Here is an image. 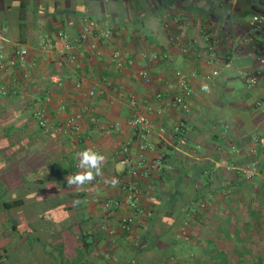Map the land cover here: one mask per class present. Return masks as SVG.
Masks as SVG:
<instances>
[{
  "label": "crops",
  "instance_id": "0c3cea01",
  "mask_svg": "<svg viewBox=\"0 0 264 264\" xmlns=\"http://www.w3.org/2000/svg\"><path fill=\"white\" fill-rule=\"evenodd\" d=\"M86 26L113 35L82 44ZM61 32L72 36L77 65L65 59ZM19 47L29 55L0 69V85L11 88L0 110L33 96L35 84L36 116L50 130L30 139L23 158L0 150V264H264V0H0V63ZM177 71L194 91L185 113L171 102ZM132 97L154 125L142 157ZM71 119L80 131L66 126ZM89 148L105 157L101 175L67 185ZM126 155L144 164L143 214L127 234L109 235L101 225L134 215ZM12 201L23 204L6 210ZM108 201L121 204L107 210Z\"/></svg>",
  "mask_w": 264,
  "mask_h": 264
},
{
  "label": "built area",
  "instance_id": "2783aa9c",
  "mask_svg": "<svg viewBox=\"0 0 264 264\" xmlns=\"http://www.w3.org/2000/svg\"><path fill=\"white\" fill-rule=\"evenodd\" d=\"M262 20L260 19V17L255 16L253 21H252V25L253 27H257L259 28L262 24ZM165 27L168 29L169 25L168 23H165ZM112 33L111 31H102L98 34H96L93 29L90 26H86L83 30V32L81 33L80 37H79V41L83 44L86 43L92 39H110L112 37ZM59 38L61 40H63L66 45H65V59L66 61H68L69 63L73 64V65H77V62L79 60V55L78 52L75 50V47L72 45L71 41H72V36L68 33H59ZM207 39H210V37L207 36ZM41 49L44 52H49L53 49V43L51 40H43L41 42ZM29 55V50L25 47H19L17 49H13L12 53L10 52V55H8L6 61L1 60L0 63V69L2 71H10L11 69H15L18 66H22L25 65L26 63V59L27 56ZM122 56V54L120 52L115 53V58L120 59ZM153 59H158V55H155L154 57H152ZM142 77L147 80L148 79V75L146 72H141ZM219 75V71L218 70H213L212 73L206 75L205 77V81H211L213 80L215 77H217ZM176 77L178 79V87L180 89L179 93H177L176 95H174L171 99L172 104L174 105V107L179 111V112H189L191 109V98L193 97L194 91L193 88L189 82V80L183 75L182 72L177 71L176 72ZM244 77L246 78V80L250 83V84H256V77L253 76L252 74L246 73L244 75ZM76 87L79 89L82 87V83L77 82L76 83ZM11 88L4 84V85H0V94L3 96H7L10 92ZM130 105L134 110L133 116L131 117L129 124L130 126H132L135 130H139L140 132V138L141 141L138 144V151L142 157L143 153L148 149V142H147V138L149 137L151 131L153 130V123L151 121V119L149 118V116L144 113L139 106V103L137 101V99L135 97H132L130 99ZM258 106L263 107L264 103L262 102H258ZM37 116L40 119V125L42 128H44L45 130H50V125L48 123V120L45 119L43 112H38ZM66 126L76 132L80 131V126L77 125L76 122H74L73 119L69 120L66 124ZM181 126H176L175 130L178 132L180 131ZM161 131H163V129H161ZM120 163L127 167L129 170V175L132 178L131 182H129L128 187H127V197H126V202L130 205L131 209L134 211V215H129L127 216L120 224V226L118 228H116L115 226H111L108 224H104L100 226V230H102L103 232L108 233L109 235H115L118 231H130L132 226L134 225V223L137 220V217L142 216L143 214V210L140 206V194H141V190L139 187V184L137 182L138 179L141 178L143 172H142V168L144 167L143 161L139 162L137 165H133L131 160L129 159V157L126 155L125 157H121L120 159ZM155 167L160 171L162 169V162L158 161L155 164ZM254 169L249 170V169H243L242 172H244V174L246 175V177L250 178L253 176L254 174ZM78 172V166L75 167L73 174ZM88 185V184H86ZM83 185V186H86ZM120 202L119 201H108L105 203V207L107 210L112 209L113 207H118L120 206ZM200 208H205L206 204L205 203H201L199 204ZM196 212V210H195ZM111 256V253H109ZM5 259V258H4Z\"/></svg>",
  "mask_w": 264,
  "mask_h": 264
},
{
  "label": "trees",
  "instance_id": "16d2710c",
  "mask_svg": "<svg viewBox=\"0 0 264 264\" xmlns=\"http://www.w3.org/2000/svg\"><path fill=\"white\" fill-rule=\"evenodd\" d=\"M21 22V25L24 26L26 23L25 16L21 17ZM34 86L35 84L26 90L30 94H33V96H27L26 93L25 96L12 97L13 105L0 110V150H5L6 155L21 154L23 158L26 152L25 148L29 147L30 139L38 132H44L45 130L41 127L39 118L36 116V104L41 96L36 93L34 94ZM38 149L39 147L33 148L31 151L37 154ZM211 169V166L207 168V170ZM73 171L74 169L71 174H73ZM44 180L37 179L40 183H44ZM197 180L198 178L194 182ZM21 204H23V201L4 202L3 207L6 210H10ZM122 233L127 234L128 232L123 231Z\"/></svg>",
  "mask_w": 264,
  "mask_h": 264
},
{
  "label": "clouds",
  "instance_id": "9594fccd",
  "mask_svg": "<svg viewBox=\"0 0 264 264\" xmlns=\"http://www.w3.org/2000/svg\"><path fill=\"white\" fill-rule=\"evenodd\" d=\"M206 88V86H205ZM79 167L83 169L81 172L70 174L66 177L67 185L80 188L83 185L91 183L96 176L101 175V163L104 161V155L92 149H85L78 153ZM117 184L116 180L112 181L113 187ZM75 204H79L80 200L74 201Z\"/></svg>",
  "mask_w": 264,
  "mask_h": 264
},
{
  "label": "rangeland",
  "instance_id": "374dc122",
  "mask_svg": "<svg viewBox=\"0 0 264 264\" xmlns=\"http://www.w3.org/2000/svg\"><path fill=\"white\" fill-rule=\"evenodd\" d=\"M241 172H242V171H241ZM241 172H240V173H241ZM243 174H244V173H243ZM247 178H248V177H247ZM248 179H249V178H248Z\"/></svg>",
  "mask_w": 264,
  "mask_h": 264
}]
</instances>
